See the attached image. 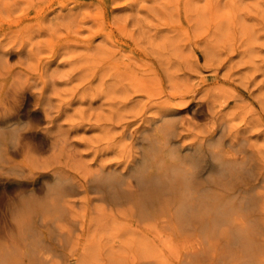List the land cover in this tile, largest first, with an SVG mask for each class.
Segmentation results:
<instances>
[{"label":"rangeland","instance_id":"rangeland-1","mask_svg":"<svg viewBox=\"0 0 264 264\" xmlns=\"http://www.w3.org/2000/svg\"><path fill=\"white\" fill-rule=\"evenodd\" d=\"M5 107L15 113L0 121V235L18 244L1 239L0 258L27 264L18 222L36 204L33 227L54 245L45 264H264V0H0ZM167 126L161 162L194 159L205 177L244 182L229 199L257 250L206 227L165 236L126 201L141 192L147 137ZM111 170L133 194L98 191ZM65 181L70 194L49 212Z\"/></svg>","mask_w":264,"mask_h":264},{"label":"bare ground","instance_id":"bare-ground-1","mask_svg":"<svg viewBox=\"0 0 264 264\" xmlns=\"http://www.w3.org/2000/svg\"><path fill=\"white\" fill-rule=\"evenodd\" d=\"M72 15H73V13H72ZM30 37H32V36H30ZM2 51H4V50H2ZM127 59H128V57H127ZM43 69H45V67ZM14 93H15V94H13V96H14L13 103L14 104L18 103L20 101V99H21L20 102H22L27 97L28 94L30 95V93H27V90L22 91V92L16 91ZM9 96H10V94H9ZM22 106H23V103H22ZM42 107H44V106H42ZM48 107H49V105H48ZM11 110H12V108L5 107L3 113L0 114V121H2V120L5 121V120L10 119L15 113V112H9ZM7 112H9V113H7ZM43 112H44V110H43ZM169 112L170 111L166 112V114L167 113L169 114ZM44 113H48V112H44ZM170 113L172 114V112H170ZM175 113H177V111ZM178 113H179V111H178ZM159 117L160 116H158L157 118H159ZM173 120H174V118H173ZM31 125H32V123H31ZM145 128L146 127H142V131ZM6 129H8V128H6ZM144 131H146V129ZM170 132L171 131L169 129V126H167L161 132H157L156 135L154 136V139H150L147 137V139L151 140L153 147H152V149L144 152L143 164L141 167L137 168V170L134 174L136 177V180L142 186L140 188L141 192L138 194V197L136 199H132V197H125L126 201L127 202L134 201L135 208L137 209V212L139 213V218L143 221L151 222V225H153L159 231V233H162L165 236H166V234L167 235L173 234V235L179 236V234H182V232H184V231L196 229L197 227L201 228V229H203V228L205 229V227H206V228L213 229V231H221L222 233L223 232L227 233L228 235L231 236L232 240L234 239L235 241H239L241 244H244V247L247 249H249V248L251 249V247H252L254 250H257V247H258V245H256L257 244V238L256 237L255 238L253 237V239L250 238L248 228L242 219L243 218V216H242V207L243 206L241 207V204H235L233 201H230L231 199H229V197L231 195H234L237 191L240 190V188H242L241 186L244 185V182L239 181L237 183H233L231 181V179H227V178L210 179L209 177H205L207 169H205L204 167H198L197 161H195L194 159H192V162H190L184 166H182L181 164L179 165L178 163L175 162L176 164H174L172 167V166L168 165V163H164L163 161L161 162L159 160V158H160L163 150L166 148L167 144L169 143ZM140 134H141V132H140ZM232 140H234V139H232ZM242 143L244 144V142H242ZM29 144H31V143H29ZM195 145H197V144L195 143ZM192 147H193V145H192ZM134 148H136V147L134 146ZM137 154L136 155L139 156V158H140L139 153H137ZM171 156L173 157V155H171ZM173 158H175V157H173ZM135 159H136V157L134 158V160ZM7 161L9 162L10 160H7ZM132 164H134V162ZM209 165H210V163H209ZM251 165H252V163H251ZM210 166H213V165H210ZM109 169H111V168H109ZM116 169H117V167H116ZM218 170H220V169H218ZM222 170H223V174L225 175L228 173L229 168H227L225 166V168L223 167ZM62 173H64V172H62ZM106 173L107 174H104L101 177H98L99 182H97V184H96L98 191H100L101 193H104L106 190V192H109L113 196V199L116 201L122 200L123 195L121 194V192H123L125 194L126 193H130V194L134 193V191H132L131 189L126 190V188H123L122 189L123 191L121 190V187H123L126 184L127 185L130 184V186H132L130 180L126 181V178L124 179L125 176H119L116 173H112V170H111V172H109V173L106 172ZM232 173H233V171H232ZM233 174H235V172ZM120 175H121V173H120ZM129 177H131V176H129ZM60 179H61V177H60ZM65 182L66 183L62 182L57 190L55 189L57 196L54 198V200L45 205L49 212H51V210L57 211V209H58L57 202L61 199H65L70 194L71 186H70L68 181H65ZM137 188H138V186H137ZM259 188H260V186H259ZM72 190H74V189H72ZM103 197H104V195H103ZM251 197H252V194H251ZM252 201H254V200H252ZM36 209H37L36 204H31V206L28 205V207L26 206V210L23 211L24 214H23V216L22 215L21 216L24 217L25 214H27V213H29V214L25 218L26 220L21 221L20 223L18 222L19 227L22 228L23 231H25V234H24L25 235L24 236L25 241L30 240V242H28L30 249L29 250L26 249L27 252H24V255H23V258L26 256L24 259H28L27 264H45L51 260V258L53 256V251H54V247H53L54 245H53L52 241L47 240V238L38 237L36 230L33 227L34 221H33L32 214H33V212H36ZM257 214H259V213H257ZM263 220H264V218H263ZM48 222H50V221H48ZM11 225L9 223L7 225V228L9 226L11 228ZM10 231H11V229H10ZM8 233H9V231L6 234H4V236L0 235V240L4 239L7 236L8 237L7 240H9L10 243L12 242L13 245L18 244L16 238L13 235L9 236ZM74 240H76V239H74ZM57 241H59V240L57 239ZM93 249H94V247H93ZM98 252H100V251H98ZM170 252H172V251H170ZM94 253L95 252H93V255H95ZM90 256H88L87 259L92 258V260H93L94 256H92V257H90ZM262 256H263V254H262ZM82 258H84V257H82ZM224 258H225V256H224ZM14 260H15V257L13 255L9 259L6 257L3 258V256H2L0 258V264H18L17 261H14ZM185 260H188V259H185ZM80 261H83V260H80ZM83 262H86V261L84 260ZM87 262H89V261H87Z\"/></svg>","mask_w":264,"mask_h":264}]
</instances>
